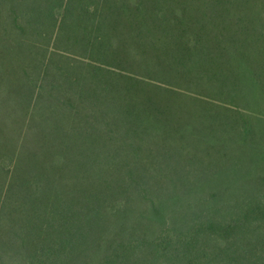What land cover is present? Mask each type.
<instances>
[{
    "label": "trees",
    "instance_id": "1",
    "mask_svg": "<svg viewBox=\"0 0 264 264\" xmlns=\"http://www.w3.org/2000/svg\"><path fill=\"white\" fill-rule=\"evenodd\" d=\"M0 264H264V0H0Z\"/></svg>",
    "mask_w": 264,
    "mask_h": 264
}]
</instances>
